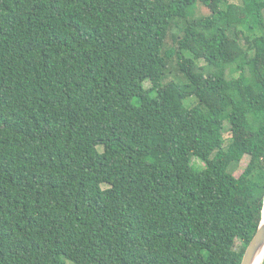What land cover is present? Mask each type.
Returning a JSON list of instances; mask_svg holds the SVG:
<instances>
[{
    "label": "trees",
    "instance_id": "16d2710c",
    "mask_svg": "<svg viewBox=\"0 0 264 264\" xmlns=\"http://www.w3.org/2000/svg\"><path fill=\"white\" fill-rule=\"evenodd\" d=\"M263 209L264 0H0V264H241Z\"/></svg>",
    "mask_w": 264,
    "mask_h": 264
},
{
    "label": "water",
    "instance_id": "95a60500",
    "mask_svg": "<svg viewBox=\"0 0 264 264\" xmlns=\"http://www.w3.org/2000/svg\"><path fill=\"white\" fill-rule=\"evenodd\" d=\"M264 253V209L262 221L256 234L250 242L243 256L241 264H255L257 259Z\"/></svg>",
    "mask_w": 264,
    "mask_h": 264
},
{
    "label": "rangeland",
    "instance_id": "374dc122",
    "mask_svg": "<svg viewBox=\"0 0 264 264\" xmlns=\"http://www.w3.org/2000/svg\"><path fill=\"white\" fill-rule=\"evenodd\" d=\"M209 14H210L209 8L196 5L192 7L191 9H189L188 17L189 18H200V17L206 16ZM147 86H149L148 83H147ZM66 264H74V263L66 259Z\"/></svg>",
    "mask_w": 264,
    "mask_h": 264
},
{
    "label": "bare ground",
    "instance_id": "6f19581e",
    "mask_svg": "<svg viewBox=\"0 0 264 264\" xmlns=\"http://www.w3.org/2000/svg\"><path fill=\"white\" fill-rule=\"evenodd\" d=\"M264 261V253L257 259V261L255 262V264H262Z\"/></svg>",
    "mask_w": 264,
    "mask_h": 264
}]
</instances>
